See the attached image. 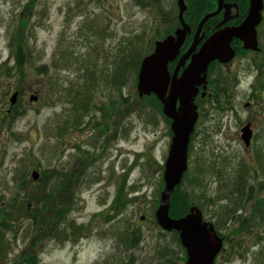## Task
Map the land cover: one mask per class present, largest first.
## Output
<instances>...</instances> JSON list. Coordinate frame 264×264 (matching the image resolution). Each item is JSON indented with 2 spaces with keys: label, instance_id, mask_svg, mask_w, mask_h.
Here are the masks:
<instances>
[{
  "label": "rangeland",
  "instance_id": "1",
  "mask_svg": "<svg viewBox=\"0 0 264 264\" xmlns=\"http://www.w3.org/2000/svg\"><path fill=\"white\" fill-rule=\"evenodd\" d=\"M175 14L173 0H0V224L4 219L13 225L0 228L4 262L30 250L41 264H162L165 254L180 251L175 236L160 233L154 220L169 124L158 105L139 98L131 73L122 87L110 79L119 65L130 63L131 53L138 50L139 58L151 51ZM259 34V54L238 57L221 69L220 78L216 70L210 75L211 83L230 94L231 104H201L188 156L189 179L196 168L204 170L203 189L191 191L193 201L203 204L207 221H219L216 231L226 238L216 264H264V224L253 221L250 209L254 192L264 195L250 173L259 151L264 162V93L258 91L264 89V21ZM18 41L29 56L23 76L14 61ZM14 90L19 97L12 113L8 100ZM79 92L92 96L94 107L80 110L73 97ZM30 96L37 101L31 103ZM110 100L123 116L110 108L103 117L100 108ZM248 122L253 137L246 149L240 129ZM241 163L253 190L230 222L219 208L231 205L228 195L235 193ZM31 171L39 173L36 181ZM55 171L72 178L63 196L58 189L54 193L55 178L43 181V172ZM46 191L54 198L44 208ZM216 192L226 199L216 201ZM117 194L123 196L120 208L114 204ZM64 214L84 230L68 236ZM40 221L48 226L41 228Z\"/></svg>",
  "mask_w": 264,
  "mask_h": 264
},
{
  "label": "water",
  "instance_id": "2",
  "mask_svg": "<svg viewBox=\"0 0 264 264\" xmlns=\"http://www.w3.org/2000/svg\"><path fill=\"white\" fill-rule=\"evenodd\" d=\"M250 10L246 19L237 27H226L211 35L197 53H192L197 44H193L181 58L179 65L170 76L167 65L178 55L184 41L187 25L182 14L185 10L184 0H178L179 18L182 28L175 31L174 36H168L156 42L154 53L146 56L141 62L137 75V92L139 97L151 94L162 104L163 114L169 118L173 137L169 148L168 157L164 167V187L160 193L159 206L155 217L158 225L164 231H177L182 246L186 250L187 259L184 264H213L214 258L221 248V239L217 236L210 223L203 222L201 212L196 207H191L189 212L178 219L169 216V201L174 188L181 182L183 173L187 169V148L189 137L197 120V106L194 97L198 87L205 88L206 71L210 62L218 60L228 62L234 56L229 44L233 38L243 42V48L258 50L255 27L260 23V10L263 0H249ZM222 8V0H218L216 12L206 15L199 24L198 35L203 23L211 16L217 14ZM225 15V22L228 18ZM192 54V55H191ZM189 64L178 76V69L184 65L188 58ZM16 93L10 98V103L15 102ZM36 100L35 98H32ZM242 139L248 145L250 133L245 127ZM38 174H32L36 179Z\"/></svg>",
  "mask_w": 264,
  "mask_h": 264
},
{
  "label": "trees",
  "instance_id": "3",
  "mask_svg": "<svg viewBox=\"0 0 264 264\" xmlns=\"http://www.w3.org/2000/svg\"><path fill=\"white\" fill-rule=\"evenodd\" d=\"M245 4H246V1L240 0V2H239L240 7H242L243 9L246 8V5ZM15 46H16L15 47V51L16 52L14 53L15 65H16V68L18 70V73L21 76H23L24 75V72L28 71V68H26L24 66L27 63V60L29 58V56H28V50L24 47V45L20 41H18L17 42V45H15ZM129 65H130L131 69L134 68L132 66V62L129 63ZM42 68L44 69L45 67H42ZM135 71H136V68H135ZM124 73L125 72H124V70L122 69L121 66H119L117 70H114L113 73H112V76L110 78L111 79V84L113 86H119V85L120 86H123L124 81H125L124 78L126 76V74H124ZM132 73L133 72L131 70V75H132ZM146 99H151V101H149V102H151L150 104H152V101H153L156 105H158L159 108H161L159 102L154 97L151 96V97H148ZM109 102H110V108L113 110V112L116 113V114L120 113L121 116H122V113H123L122 111L123 110H120L118 106L115 107V102H113V101L111 102V100ZM85 107H86V105L83 106V108H85ZM108 107H109V104H108V106L106 105L105 108L104 107L103 108H100V109H103L104 110V115L103 116H105L106 109H108ZM86 109H87V107H86ZM165 120L167 122H169V120H167V119H165ZM188 172H189V170L187 172H185V174H184V179L187 182V185L185 186L186 188H183V183L180 184L179 186H177L175 188L174 193L172 194V196L170 198V210H169V214H170V216L172 218H179V217L185 215L188 212L189 207L191 205H197L198 207H200L201 209H203V204L201 202L195 203L193 201V198H192V195H191V191L193 192V194H196L195 193L196 190H199L200 188L203 189L202 188V185H201V180H202L201 175L204 173V170L202 168H200V167L199 168H196L195 169V174L192 176L193 179H189L190 177L187 176V175H189ZM221 173H222V171L219 169L217 171V174L219 176H221ZM43 174L45 175L44 176L45 180H43V181L44 182H47V184L50 181V178L49 177L55 178L57 180V185L53 188V190H54V193H55V192H57L56 190L58 189V194H61V196H63L64 190L66 188L68 189L69 182L72 181L71 176L68 177L65 172L55 171V172H52V174L51 173H47V172H43ZM237 182H238V184H241L242 183V182H239V180ZM121 188L122 187H120V190L119 191H122ZM236 191H238V190L236 189ZM50 193L53 194V192H50ZM50 193L45 192V194H43V196H42V199L41 200L43 202L42 205L44 206V208L46 206H48V204L46 202V200H47L46 197L47 196L48 197H51L49 195ZM238 193H239V191H238ZM216 194L217 195H216V197H214V199L216 201L221 200V197L219 196V193L216 192ZM231 194L234 195L233 194V191L231 192ZM202 198H205L207 201L209 200L208 197L203 196V195H202ZM69 201H70V199H69ZM123 202H124L123 201V196H121L120 194H117V197L114 200V204H117L118 203L117 208L122 207L124 205ZM209 202H212V200L209 201ZM70 204L71 203H69L67 206H70ZM220 208H219V212H221V209ZM226 214L227 215L228 214H233V212L227 211ZM29 219L32 221V223H35V225H37V222L36 221H38V220H37V217L36 216L30 215L29 216ZM57 220L58 219L55 220L54 224H57ZM66 221H67V215L64 214L63 219H62V222H61L62 225H63V227H66ZM218 222L215 221V224H217V226H218ZM45 223H46V221H44L43 223H42V221H40L41 228L44 229L45 227L48 226V224H45ZM8 224H9V226H13L12 224L4 221V219H3L2 224H0V228L2 226V227H4L6 229V227L8 226ZM35 225L31 224V227H32L33 230L36 228ZM80 229H81V227H78L77 226L75 228L74 224H72V222H70L67 225V230H68L67 233H68V236H69L70 231H72V232L75 231V233H78V232L81 231ZM63 232H66L65 228L63 229ZM160 233L166 234L165 232H160ZM168 234H172L173 236H175L176 240L178 241V234H177V232H174L173 231V232H170ZM4 243H5L4 237H3L2 232L0 231V264H40V261H39L37 255L35 253L31 252L30 250L27 251V252L25 251L24 253H22L18 259L12 261L11 263L4 262V257H3V252L5 250ZM177 243L179 245V241ZM178 249L180 250L179 252H181L180 245H179ZM178 253L175 252V251H172V252H169V253L165 254L162 264H179V262H183L184 261V257L179 256ZM181 254H183V253L181 252Z\"/></svg>",
  "mask_w": 264,
  "mask_h": 264
},
{
  "label": "flooded vegetation",
  "instance_id": "4",
  "mask_svg": "<svg viewBox=\"0 0 264 264\" xmlns=\"http://www.w3.org/2000/svg\"><path fill=\"white\" fill-rule=\"evenodd\" d=\"M243 1H246V4H245L246 8L244 9L240 7L239 5L240 0H224L225 3L222 9L220 10V12L216 16L211 18L209 21L204 23L199 31V34L196 35L198 24L201 18L203 17V15L209 12L215 11L217 9L218 4H217V1H213V0H185L186 8H185V12L183 15H184V22L189 26V32L185 36L184 42L180 48V52L178 56L175 58V60H173L169 64L170 71L173 72L175 70L176 66H178V62L180 60L181 54H183L185 51L189 49V47L191 46L194 40L198 41L193 51V52H196L201 48V46L204 44L206 39L219 27H223L225 25H229V26L238 25L245 18L248 12L247 11V0H243ZM173 3H174V7L177 8L176 0H173ZM177 14H175V16L173 17V19L176 22L173 23V25L166 31L165 34L161 35L164 38L168 35L174 34L175 30L181 27ZM225 15H228V17L230 18L227 21H225L222 25H219V23L222 22V19L224 18ZM262 16H263V21H264V9L262 11ZM239 45L241 46L242 43L236 39L233 44V47L236 49L238 55L243 53L238 48ZM247 53L249 52L246 51L242 56L246 55ZM229 65L230 63L229 64H219L218 62L211 63L210 70H209V77L212 73L217 71V72H220L219 74V78H220L221 74L223 73L221 69H224L228 67ZM181 69L182 67L179 68V72L181 71ZM209 81H210V78H209ZM209 81H208V84H209L208 88L211 87ZM202 93H203V90L200 89V93L198 94V97H197V99L200 100L199 105L202 103V101L205 98H209L211 95L209 90H207L205 96H203L204 93L203 94ZM262 176H264V174ZM261 185H262L261 186L262 188L260 189L262 190L264 188V181L261 183ZM252 199H253V202L251 204L250 209L252 211L253 221L259 222L260 224H262V228H263L264 214H259V212L264 208V202H262V200L264 199V195L259 196V193L254 192Z\"/></svg>",
  "mask_w": 264,
  "mask_h": 264
}]
</instances>
